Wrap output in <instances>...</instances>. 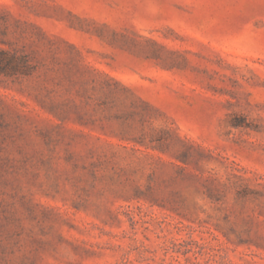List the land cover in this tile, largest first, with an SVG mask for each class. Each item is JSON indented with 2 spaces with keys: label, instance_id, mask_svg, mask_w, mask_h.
I'll return each instance as SVG.
<instances>
[{
  "label": "rangeland",
  "instance_id": "rangeland-1",
  "mask_svg": "<svg viewBox=\"0 0 264 264\" xmlns=\"http://www.w3.org/2000/svg\"><path fill=\"white\" fill-rule=\"evenodd\" d=\"M0 264H264V0H0Z\"/></svg>",
  "mask_w": 264,
  "mask_h": 264
}]
</instances>
